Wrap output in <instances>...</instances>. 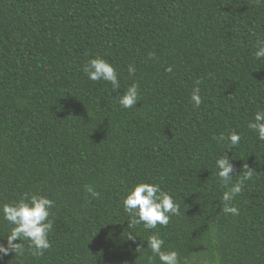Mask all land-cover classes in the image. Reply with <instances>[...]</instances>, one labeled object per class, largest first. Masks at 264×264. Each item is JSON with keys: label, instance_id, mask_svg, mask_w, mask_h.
Segmentation results:
<instances>
[{"label": "trees", "instance_id": "1", "mask_svg": "<svg viewBox=\"0 0 264 264\" xmlns=\"http://www.w3.org/2000/svg\"><path fill=\"white\" fill-rule=\"evenodd\" d=\"M259 40L256 0H0V208L24 193L54 201L51 247L33 256L20 241L24 255L0 264H146L153 233L181 264H264V142L247 128L264 109ZM97 57L120 89L84 74ZM132 83L140 101L124 109L118 97ZM231 131L241 141L226 150L214 137ZM225 151L232 183L245 164L253 171L233 201L239 215L221 211L215 162ZM140 182L179 204L167 226L128 228L122 198ZM10 227L0 212L5 246Z\"/></svg>", "mask_w": 264, "mask_h": 264}, {"label": "clouds", "instance_id": "2", "mask_svg": "<svg viewBox=\"0 0 264 264\" xmlns=\"http://www.w3.org/2000/svg\"><path fill=\"white\" fill-rule=\"evenodd\" d=\"M264 3V0H256ZM256 60H264V40L257 41L256 50L253 53ZM149 57H154L149 53ZM82 71L90 81H105L111 84L113 91L121 88V82L115 67L103 58L90 59L82 68ZM171 72L172 68H166ZM136 68L128 66L130 76L134 75ZM199 84V81H197ZM140 101V86L138 83L130 84L123 94L118 97V104L124 109H129L137 105ZM190 102L199 108L202 104L200 88L193 89ZM247 128L256 135L258 141L264 142V109L255 110L252 118L247 123ZM217 143H224L227 149L235 148L241 141V135L236 131H231L227 135L221 133L214 137ZM218 181L227 189L221 197V211L225 214L239 215L237 207L233 204L236 196L241 193L246 180L252 178L253 171L245 164L243 176L232 183L234 166L225 154L215 162ZM86 191L93 197L99 198L100 193L92 186H86ZM54 201L46 196L24 193L17 201L6 203L0 208L3 219L11 225L9 234L6 237L7 246L0 243V258L7 256L10 252L23 256L25 245L20 241L27 242V247L33 256H42L44 251L51 247L49 233L53 228L54 221L49 219ZM122 207L129 216L128 228L134 229L137 225L143 224L145 230L156 229L158 225L167 226L172 216L180 214L179 204L172 196L164 191L158 183L140 182L131 189L126 190L122 198ZM136 235L130 231L127 239L134 240ZM19 240V243L13 241ZM147 249L151 255L146 256V264H155L159 260L160 264H181V259L176 251L162 250L164 244L158 233H153L147 237ZM137 249H144L138 247ZM183 264H190L187 257Z\"/></svg>", "mask_w": 264, "mask_h": 264}]
</instances>
